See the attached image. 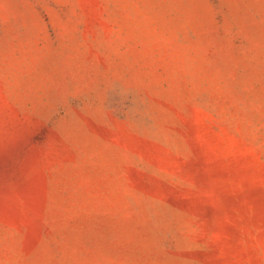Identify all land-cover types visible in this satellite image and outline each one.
I'll return each mask as SVG.
<instances>
[{
  "label": "rangeland",
  "instance_id": "374dc122",
  "mask_svg": "<svg viewBox=\"0 0 264 264\" xmlns=\"http://www.w3.org/2000/svg\"><path fill=\"white\" fill-rule=\"evenodd\" d=\"M0 264H264V0H0Z\"/></svg>",
  "mask_w": 264,
  "mask_h": 264
}]
</instances>
